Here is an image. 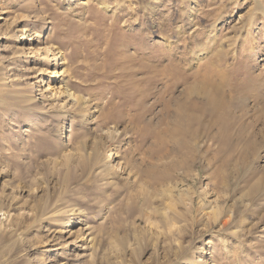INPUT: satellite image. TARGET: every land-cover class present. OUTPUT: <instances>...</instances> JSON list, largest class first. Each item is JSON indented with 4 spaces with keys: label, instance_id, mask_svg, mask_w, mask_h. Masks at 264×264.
Instances as JSON below:
<instances>
[{
    "label": "rangeland",
    "instance_id": "374dc122",
    "mask_svg": "<svg viewBox=\"0 0 264 264\" xmlns=\"http://www.w3.org/2000/svg\"><path fill=\"white\" fill-rule=\"evenodd\" d=\"M0 264H264V0H0Z\"/></svg>",
    "mask_w": 264,
    "mask_h": 264
},
{
    "label": "bare ground",
    "instance_id": "6f19581e",
    "mask_svg": "<svg viewBox=\"0 0 264 264\" xmlns=\"http://www.w3.org/2000/svg\"><path fill=\"white\" fill-rule=\"evenodd\" d=\"M47 42H48V40L46 41V43ZM43 49L50 51V52H48L47 56L48 55L53 56V60L55 58H57V55H58L59 52L55 54L54 51H51L49 49V47H47V46H44ZM47 56H44V58H43L45 61H48L49 60V58ZM57 64L58 65H60V64L62 65L63 63L62 62L60 63V60H58V63ZM58 72L54 73V75H56V74L59 75ZM59 94L65 96L66 99H69L70 101H72L73 106H76L77 109H78V107L80 106V100L78 98H75L72 95V93H71L70 90H68L66 88H63L62 90H60ZM46 98H47V100L48 99H51L52 100V95H50V96H48ZM211 102L212 101H210L209 103H211ZM32 125H33V123L30 124V126H32ZM176 131L181 132L184 135L183 139L175 138V132ZM188 134L191 135L190 120L187 119V118H185L184 115L179 114V117H178V120H177V122L175 124V127L168 132V135L167 136L158 137V139L156 140L155 143L159 147H166V144L167 143H172V145H174V148H175L174 150L180 151L183 148H186L187 147L186 149H183V150L189 151L188 144L185 141V135H188ZM86 147H87L86 144H82V150H83V152L86 150ZM181 166H182V163H178V164H174L173 163V164H168V165H165V166H159V164H157V165H152L150 168H147V169L143 170V173L146 176H149V179L152 182L157 183L160 180H162V177L167 176L172 170L177 169V168H179Z\"/></svg>",
    "mask_w": 264,
    "mask_h": 264
}]
</instances>
